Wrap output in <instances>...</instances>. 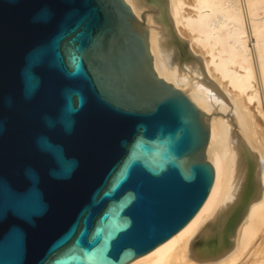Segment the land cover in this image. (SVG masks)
Listing matches in <instances>:
<instances>
[{
	"label": "water",
	"instance_id": "1",
	"mask_svg": "<svg viewBox=\"0 0 264 264\" xmlns=\"http://www.w3.org/2000/svg\"><path fill=\"white\" fill-rule=\"evenodd\" d=\"M209 140L126 0H0V264L152 252L206 203Z\"/></svg>",
	"mask_w": 264,
	"mask_h": 264
},
{
	"label": "bare ground",
	"instance_id": "2",
	"mask_svg": "<svg viewBox=\"0 0 264 264\" xmlns=\"http://www.w3.org/2000/svg\"><path fill=\"white\" fill-rule=\"evenodd\" d=\"M126 1L146 24L158 75L205 114L216 171L196 217L130 264H264L239 261L252 256L264 220V0H244L245 9L240 0ZM243 10L258 17L247 23ZM208 222L228 223V241L192 250V235Z\"/></svg>",
	"mask_w": 264,
	"mask_h": 264
},
{
	"label": "rangeland",
	"instance_id": "3",
	"mask_svg": "<svg viewBox=\"0 0 264 264\" xmlns=\"http://www.w3.org/2000/svg\"><path fill=\"white\" fill-rule=\"evenodd\" d=\"M240 3H241L242 8L245 9L246 8L245 1L244 0H240ZM260 10L258 11V14H259V16L261 15V17H263L264 16V11H263L264 9H260ZM243 16L245 18L244 19L245 22L247 21V23L249 22L250 18H251L250 21H252L253 18L258 17V16H255V15L248 16L247 13H246V10L245 11L243 10ZM176 46L178 47V45H176ZM188 48L186 47V49H188ZM210 223L211 222H208L203 228H201L202 230L198 229V230H196L197 232L196 231L194 232V234L192 235L191 244H190L192 250H193V248H199L202 245L207 244L211 239L216 237L217 234L219 233V231L221 230V228L220 227L217 228L214 223H211V224ZM257 230L258 231H257L255 239H254V243L255 244H253L255 248L253 250L252 256L249 257L250 255H248V257H247L245 255L246 257L244 256L242 259H240L239 260L240 262L241 261L243 262L245 260H247V262L248 261L249 262L250 261L253 262L252 260H255V262H260V261L264 262V220L260 221V223L258 224V229ZM248 258H250V259H248Z\"/></svg>",
	"mask_w": 264,
	"mask_h": 264
}]
</instances>
